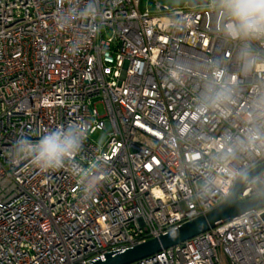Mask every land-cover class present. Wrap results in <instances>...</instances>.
Instances as JSON below:
<instances>
[{
    "label": "built area",
    "instance_id": "2783aa9c",
    "mask_svg": "<svg viewBox=\"0 0 264 264\" xmlns=\"http://www.w3.org/2000/svg\"><path fill=\"white\" fill-rule=\"evenodd\" d=\"M143 1L0 0V264L123 251L215 207L233 173L264 162V139L239 146L249 129L264 134V43L244 73L210 0ZM217 70L232 101L201 112ZM69 126L84 136L62 168L12 163L20 136ZM262 192L264 170L238 199ZM131 264H264V208Z\"/></svg>",
    "mask_w": 264,
    "mask_h": 264
},
{
    "label": "clouds",
    "instance_id": "9594fccd",
    "mask_svg": "<svg viewBox=\"0 0 264 264\" xmlns=\"http://www.w3.org/2000/svg\"><path fill=\"white\" fill-rule=\"evenodd\" d=\"M210 6L216 13L218 31L239 45L237 59L241 70L247 73L257 59L253 43H264V0H210ZM172 75L175 78L178 73L174 71ZM214 76L215 79L209 82L200 97L198 110L201 112L232 101L233 89L227 83L219 86L216 83L224 72L217 70ZM83 136V129L75 126L50 130L36 140L20 136L11 149L12 163L18 165L22 161H30L35 168L44 172L58 170L78 153ZM260 139H264V134L249 129L246 140L239 141V146L252 145ZM234 153L235 147L230 145L224 158ZM233 175L246 178L243 172Z\"/></svg>",
    "mask_w": 264,
    "mask_h": 264
},
{
    "label": "water",
    "instance_id": "95a60500",
    "mask_svg": "<svg viewBox=\"0 0 264 264\" xmlns=\"http://www.w3.org/2000/svg\"><path fill=\"white\" fill-rule=\"evenodd\" d=\"M156 2L166 7L182 6L184 3L194 6L201 3L200 0H156ZM262 170H264V162L246 172V178L240 176L228 196L210 210L158 237L148 239L123 251L105 253L103 258L95 259L89 264H131L228 222L243 212L264 208V192L246 200L238 199V193L243 184Z\"/></svg>",
    "mask_w": 264,
    "mask_h": 264
},
{
    "label": "rangeland",
    "instance_id": "374dc122",
    "mask_svg": "<svg viewBox=\"0 0 264 264\" xmlns=\"http://www.w3.org/2000/svg\"><path fill=\"white\" fill-rule=\"evenodd\" d=\"M143 4H145L146 6H150L151 5V1L150 0H144ZM99 113L102 114V109L99 107L98 108ZM107 137L106 131L105 130H101L98 129L96 131H94L91 135L90 138L92 139V141H94L96 144H102L105 139Z\"/></svg>",
    "mask_w": 264,
    "mask_h": 264
}]
</instances>
